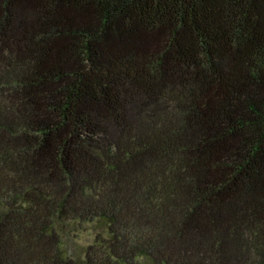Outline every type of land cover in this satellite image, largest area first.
<instances>
[{
    "label": "trees",
    "instance_id": "1",
    "mask_svg": "<svg viewBox=\"0 0 264 264\" xmlns=\"http://www.w3.org/2000/svg\"><path fill=\"white\" fill-rule=\"evenodd\" d=\"M0 264H264V0H0Z\"/></svg>",
    "mask_w": 264,
    "mask_h": 264
},
{
    "label": "rangeland",
    "instance_id": "2",
    "mask_svg": "<svg viewBox=\"0 0 264 264\" xmlns=\"http://www.w3.org/2000/svg\"><path fill=\"white\" fill-rule=\"evenodd\" d=\"M91 230L88 227V224H85L83 229H80L79 232L77 233L78 240L81 243L86 242V239L90 236Z\"/></svg>",
    "mask_w": 264,
    "mask_h": 264
}]
</instances>
